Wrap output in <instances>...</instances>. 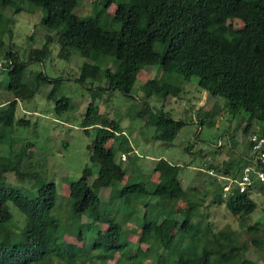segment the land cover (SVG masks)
<instances>
[{
	"label": "trees",
	"instance_id": "16d2710c",
	"mask_svg": "<svg viewBox=\"0 0 264 264\" xmlns=\"http://www.w3.org/2000/svg\"><path fill=\"white\" fill-rule=\"evenodd\" d=\"M22 3L43 12L41 24L48 33L40 49L30 50L28 62H42L50 55L48 46L54 35L60 59L68 60L72 54H77L93 61L81 65L78 81L82 84L87 80L95 81L102 74L107 83L106 88L99 89L102 91L117 90L132 97L140 72L149 67H156L163 77L177 73L189 80L196 76L201 91L214 98H223L230 115L241 111L251 115L259 125L256 134L264 135V0H98L101 12L91 18L74 14L81 0H21ZM112 5H117L111 17V23L119 25L117 30L108 29L99 21L101 14ZM7 8H12L16 14L21 11V6L15 5L13 0H0L2 71L8 75V88L13 93V99L0 109V138L4 129L13 126L18 101L32 100L36 91L46 84L52 85L48 97L52 96L56 91L53 84L60 83L43 73L26 78V64L19 60L12 45L6 46L2 41L5 34L12 33L9 28L12 19L3 16ZM228 20L240 21L241 29L231 31L226 25ZM108 64H113L114 68ZM141 89L143 97L155 96L162 100L181 93L179 85L164 78L148 79ZM69 108L70 101L63 97L55 102L54 111L60 115ZM153 124L152 139L162 142L173 141L185 125L163 111L156 112ZM80 125L84 131L90 127L98 129L92 146L88 147L90 162L98 169L94 175L86 167L81 177L69 185L65 223L53 215L58 200L56 185L41 183L31 196L6 187L9 161L0 157V264H106L116 254L127 264H143L147 253L138 249L135 256L130 254L122 226L115 221V208L105 212L100 209L99 192L107 188H112L111 201L115 197L128 202L125 198L129 195L135 199L143 196L159 199L155 202L165 211L145 202V211L136 223L141 230V241L150 246L157 245L169 251L175 241H187L185 247L177 251L175 260H161L158 256L164 264H253L245 258L248 245L264 251L259 237L250 236L239 244L234 232L214 233L209 225L204 230L199 222L193 223L200 206L183 188L179 166L157 161L154 173L159 174V180L151 182L153 189L150 192L144 184L132 183L131 178L119 190L114 188L126 177V171L116 162L115 155L118 152L128 155L133 151L129 140L116 122L109 123L102 118L93 102L88 105ZM248 131L249 125H246L244 132ZM247 149L251 152L249 142ZM232 164V158H229L216 169L218 174L237 177L243 165L236 163L237 168H233ZM206 173L209 175V171ZM35 177L31 172H15L19 183ZM209 177L217 181L215 176ZM218 182L213 203L224 204L230 214L240 220L255 212L257 204L252 194H264L263 186L252 184L240 192L238 186L232 185L224 192L227 182ZM179 201H183L189 211L180 220L175 217L181 213L179 208L167 210L164 205ZM8 203L25 217V224L18 232L11 229L14 216ZM119 212L117 210L116 214ZM83 219L89 222L84 223ZM97 224L106 225V233L101 232ZM247 230L254 232L258 228L251 226ZM65 235L81 241L82 246L66 241Z\"/></svg>",
	"mask_w": 264,
	"mask_h": 264
},
{
	"label": "rangeland",
	"instance_id": "374dc122",
	"mask_svg": "<svg viewBox=\"0 0 264 264\" xmlns=\"http://www.w3.org/2000/svg\"><path fill=\"white\" fill-rule=\"evenodd\" d=\"M13 1L15 5L21 6V11L16 14L12 8L4 11L3 16L12 19L9 25L12 33L5 34L2 41L6 46L12 45L18 53L19 60L26 64V78L43 73L51 80H60V83L53 84L56 85V91L52 96L48 97L52 85L46 84L36 91L32 100L18 101L12 128L1 132L0 157L9 161V170L5 174L6 187H13L31 196L41 183H54L58 200L53 215L65 223L69 209L66 199L69 185L81 177L86 167L90 168L94 175L98 169L90 162L91 151L88 150L93 144L98 129L90 127L84 131L80 125L88 105L93 102L105 121L116 122L121 127L133 149L130 154L125 155L124 161L119 152L115 155L116 162L125 169L126 177L114 188L119 190L127 182L126 180L131 178L132 183L144 184L146 191H152L151 182L159 180V174L154 173V167L157 161L164 160L171 165L181 167L179 173L181 184L189 192L190 199L200 206L193 223L199 222L204 230L206 225H209L214 233L234 232L239 244L247 241L250 236H256L264 245V194H252L257 209L249 217L240 220L233 217L224 204L213 203L215 188L219 182L210 178L209 176L212 175L205 172L213 169L214 174L221 175L216 170L219 169L217 165L229 158L234 160L233 168L242 164L243 161L238 159L239 153L248 154L249 136L257 133L259 127L251 115L243 111L230 115L226 110L225 100L221 97L214 99L213 106L212 103L202 99L205 106L198 109L196 101L204 93L197 85L198 78L192 76L189 80H185L177 73L166 74L163 77L156 67L144 68L140 72L132 97H127L117 90H99L107 87L102 74H99L95 81L87 80L82 84L78 81L81 65L93 61L81 58L77 54H72L68 60L60 59L59 46L54 35L48 46L50 55L42 62H28L30 50L40 49L48 36L41 24L43 12L33 5L21 4V0ZM101 7L98 0H81L79 6L74 9V14L80 18L96 17L101 12ZM116 7L117 5H112L106 13L101 14L99 21L102 26L111 30L119 29V25L111 23ZM226 25L231 31H237L242 27L238 20H228ZM30 37L32 39H29ZM3 63L4 51L0 49V109L5 107V102L13 99V93L8 88L9 77L2 71ZM108 66L114 68L113 64ZM163 78L181 87L179 96H170L166 100L155 96L143 97L141 87L148 79ZM205 94L209 96L206 92ZM63 97L70 101V108L57 115L54 111L55 102ZM157 111H163L172 119L185 123L171 142L152 139L155 133L153 122ZM21 120L23 122H20ZM246 125H249L247 133L244 132ZM209 165L212 166L208 167ZM18 170L34 173L36 177L19 183L15 178V172ZM111 192L112 188L100 190V209L105 212L115 208L113 212L116 215L115 221L122 226L124 238L130 245V254L135 256L138 249L146 251L143 264H164L165 261H161L163 259L175 260L177 251L180 247H185L187 241H175L173 249L169 251L157 245L150 246L149 243L141 241V230L136 223L145 211L143 206L145 202L155 205L160 211H165L155 202L159 199L150 196L135 199L133 195H129L125 198L128 202L123 198L115 197L111 201ZM7 205L14 216L11 229L18 232L25 224V217L11 203ZM164 205L167 210L179 208L181 213L175 214L179 220L189 214L183 201ZM117 210L120 212L116 214ZM83 222L89 221L83 219ZM251 226H257L258 231L249 232L247 227ZM98 227L101 232L106 233V225H98ZM85 232L89 233L87 229ZM123 235L121 234L122 238ZM64 239L79 247L82 246V242L73 239L72 236L65 235ZM245 258L253 264H264V251L249 244ZM106 264H127V261L116 254L115 258Z\"/></svg>",
	"mask_w": 264,
	"mask_h": 264
},
{
	"label": "built area",
	"instance_id": "2783aa9c",
	"mask_svg": "<svg viewBox=\"0 0 264 264\" xmlns=\"http://www.w3.org/2000/svg\"><path fill=\"white\" fill-rule=\"evenodd\" d=\"M248 142L252 145L251 157L248 162L240 169L239 174L235 178L223 175H216L211 170L209 175H213L218 181L225 180L227 185L224 192H227L232 185H236L240 192L245 191L252 184L264 187V135L253 133L249 136ZM122 161L126 160L122 155Z\"/></svg>",
	"mask_w": 264,
	"mask_h": 264
},
{
	"label": "crops",
	"instance_id": "0c3cea01",
	"mask_svg": "<svg viewBox=\"0 0 264 264\" xmlns=\"http://www.w3.org/2000/svg\"><path fill=\"white\" fill-rule=\"evenodd\" d=\"M202 92H204V91H202ZM210 96V95H209ZM209 96H207L206 94H205V92L204 93H202V97L198 100V101H196L197 103V107H198V109H200L201 107H204L205 106V103H203L202 102V99H204L206 102H208V103H212V106L214 105V99L215 98H213V97H211V98H209ZM212 101V102H211ZM250 155H251V152H249L247 155L246 154H243V153H239V158L238 159H240V161L242 162V165H245L246 164V162H248L249 161V159H250ZM226 161H227V159H225V160H222L221 161V163L219 164V165H217V166H219V168L222 166V164H224V163H226ZM233 162V161H232ZM241 165V166H242ZM210 166V165H209ZM208 166V167H209ZM212 171H213V169H211ZM211 170H209V171H211ZM205 172H207V171H205Z\"/></svg>",
	"mask_w": 264,
	"mask_h": 264
}]
</instances>
